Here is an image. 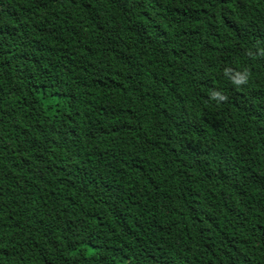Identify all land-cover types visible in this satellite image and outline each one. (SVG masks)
<instances>
[{
    "label": "trees",
    "instance_id": "trees-1",
    "mask_svg": "<svg viewBox=\"0 0 264 264\" xmlns=\"http://www.w3.org/2000/svg\"><path fill=\"white\" fill-rule=\"evenodd\" d=\"M0 264H264V0H0Z\"/></svg>",
    "mask_w": 264,
    "mask_h": 264
}]
</instances>
